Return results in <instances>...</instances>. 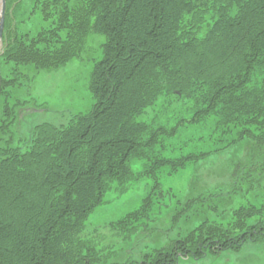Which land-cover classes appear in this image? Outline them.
<instances>
[{"label":"trees","instance_id":"obj_1","mask_svg":"<svg viewBox=\"0 0 264 264\" xmlns=\"http://www.w3.org/2000/svg\"><path fill=\"white\" fill-rule=\"evenodd\" d=\"M89 34L104 36L88 83L91 108L66 125L43 122L17 137L12 127L27 103L21 87L78 57ZM241 148L231 187L190 181L183 196L161 187L162 171ZM259 175L264 0L5 1L0 264H176L243 244L247 233L264 243ZM144 176L153 183L139 206L109 223L121 239L147 237L157 230L151 222L164 218L195 224L138 257L132 246L100 245L99 234L85 233L113 192ZM242 184L256 191L228 215L233 187Z\"/></svg>","mask_w":264,"mask_h":264},{"label":"rangeland","instance_id":"obj_2","mask_svg":"<svg viewBox=\"0 0 264 264\" xmlns=\"http://www.w3.org/2000/svg\"><path fill=\"white\" fill-rule=\"evenodd\" d=\"M25 1L27 2V0ZM103 41V35L89 34L84 49L78 57L56 70L40 71L31 82V87H21L19 96L27 100V103L21 109V113L12 127L17 137L22 139L29 137L33 126L43 122L55 126L66 125L73 115L86 112L91 108L94 99L89 92L88 83L94 63L102 57L101 44ZM1 52L2 46L0 47ZM15 143H18L17 140ZM234 151L230 153L227 149L216 156L211 154L202 161H197L196 164L191 162L190 165H186L177 173L168 174L162 171L159 173L161 187L172 189L178 196L186 194L190 181H199L200 186H206L209 190H213L217 186L231 187L228 183L231 182V172L235 171L233 166H238L246 154L242 148L234 149ZM230 155H236L235 160H238V163L233 164V157ZM138 166L139 163L134 166L135 171ZM259 176H262L263 179L261 181L263 190L261 191L264 192V175ZM152 183L151 176H144L135 181L124 193L113 192L109 202L89 216L85 233L89 234L93 231L99 234L100 245L106 244L105 241L112 239L119 247H128L129 249V246H132L130 255L138 257V254L145 249L156 243H167L170 239H174L178 232H183L195 224L190 221L183 223L179 220L174 221L175 223L171 225L164 218L158 224L151 222V226L157 230L149 233L147 237L136 239L132 236L126 240L121 239L110 227V221H114L138 207L142 198L150 190ZM242 186L244 187V184ZM243 187H233L231 204L225 208L229 212L228 215L233 208H238L243 203L245 205V201L250 199L256 191L253 188L244 187V189ZM160 230H164L161 236ZM245 239L249 240L244 241L243 244L240 242L238 246L235 245L230 249L215 253L207 252L198 258L182 256L176 264H264V243H257L248 233L245 235Z\"/></svg>","mask_w":264,"mask_h":264},{"label":"water","instance_id":"obj_3","mask_svg":"<svg viewBox=\"0 0 264 264\" xmlns=\"http://www.w3.org/2000/svg\"><path fill=\"white\" fill-rule=\"evenodd\" d=\"M4 11H5V0H0V43L2 38L3 27H4Z\"/></svg>","mask_w":264,"mask_h":264}]
</instances>
